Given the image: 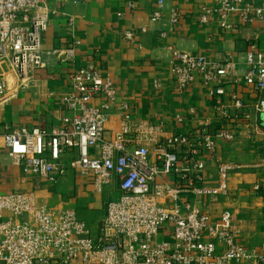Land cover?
<instances>
[{"label": "built area", "instance_id": "built-area-1", "mask_svg": "<svg viewBox=\"0 0 264 264\" xmlns=\"http://www.w3.org/2000/svg\"><path fill=\"white\" fill-rule=\"evenodd\" d=\"M49 13L43 0H0V105L29 87L49 59L74 61L79 42L43 50ZM180 15L172 10V22ZM217 15L224 29H234L233 16L243 24H264V1L214 0L202 8L205 24ZM125 36L131 39L133 33ZM176 55L173 70L181 90L196 80L211 89L216 112L212 124H250L264 134V45H251L244 71L231 58L217 61L191 51ZM68 78L71 92L61 98L70 113L61 124L11 128L3 135L2 150L10 166L38 186L54 185L58 177L52 173L64 175L68 154L75 153L68 165L93 176L95 193L116 184L118 195L107 202L99 233L93 235L72 209L56 212L33 191L0 192V264H264V248L238 240L230 210L215 218L197 205L199 195L226 194L231 167L219 165L218 183L209 186L200 154L213 153L220 138L233 140L235 131L211 124L167 136L160 126L126 113L115 101L113 81L101 70L79 67ZM241 84L250 95L227 90ZM97 98L103 101L96 104ZM115 109L122 125L107 136ZM257 114L262 125L253 118ZM187 193L193 198L185 200Z\"/></svg>", "mask_w": 264, "mask_h": 264}, {"label": "crops", "instance_id": "crops-1", "mask_svg": "<svg viewBox=\"0 0 264 264\" xmlns=\"http://www.w3.org/2000/svg\"><path fill=\"white\" fill-rule=\"evenodd\" d=\"M50 8L48 26L43 34V50L62 49L77 44L73 62L51 58L36 71L29 87L19 90L0 105V192L33 191L54 211L74 210L86 222L91 233L98 235L106 213L107 202L118 195L116 184L104 193L94 192L93 176L82 175L70 165L75 153L66 159L68 169L58 172L57 182L38 186L33 179L10 166L2 150L3 135L11 128L61 124L70 111L62 96L71 92L68 74L74 69L93 66L109 77L115 86V101L137 121L160 126L167 136L187 135L215 122V99L211 89L200 80L181 90L173 70L177 51L199 53L209 59L231 58L244 71L246 56L252 44L264 45V24H243L233 16L234 29H224L220 16L202 22V8L214 0H43ZM163 1L160 17L155 13ZM264 1V0H259ZM180 12L171 19L172 10ZM142 28L146 30L143 32ZM130 31L133 38L125 33ZM166 35L163 36L162 34ZM227 90L248 94L241 84ZM103 99L94 102L100 104ZM262 125L263 117L254 115ZM122 115L116 109L107 123V136L121 128ZM220 129L224 123H215ZM264 127V125H262ZM236 132L233 140L220 138L213 153L202 151L206 161L205 183H218L219 165L231 167L226 194L199 195L197 205L212 217L230 210L235 217L238 240L251 248H264V134L250 124L231 123ZM69 164V165H68ZM3 166V167H2ZM5 169V170H4ZM260 189L256 190L255 185ZM193 196L185 194L184 199ZM253 264V263H244Z\"/></svg>", "mask_w": 264, "mask_h": 264}]
</instances>
